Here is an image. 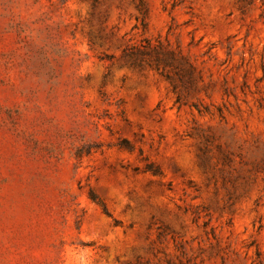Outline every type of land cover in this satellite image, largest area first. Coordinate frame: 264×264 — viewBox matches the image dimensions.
<instances>
[{
  "label": "rangeland",
  "instance_id": "374dc122",
  "mask_svg": "<svg viewBox=\"0 0 264 264\" xmlns=\"http://www.w3.org/2000/svg\"><path fill=\"white\" fill-rule=\"evenodd\" d=\"M0 264H264V0H0Z\"/></svg>",
  "mask_w": 264,
  "mask_h": 264
}]
</instances>
